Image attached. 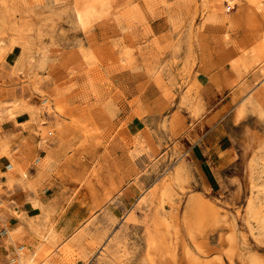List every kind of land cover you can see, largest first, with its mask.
<instances>
[{
	"label": "rangeland",
	"instance_id": "rangeland-1",
	"mask_svg": "<svg viewBox=\"0 0 264 264\" xmlns=\"http://www.w3.org/2000/svg\"><path fill=\"white\" fill-rule=\"evenodd\" d=\"M7 106L93 199L16 214L8 264H264V0H0Z\"/></svg>",
	"mask_w": 264,
	"mask_h": 264
},
{
	"label": "crops",
	"instance_id": "crops-1",
	"mask_svg": "<svg viewBox=\"0 0 264 264\" xmlns=\"http://www.w3.org/2000/svg\"><path fill=\"white\" fill-rule=\"evenodd\" d=\"M11 54L8 53L5 57L10 58ZM8 107L0 113V139L8 147V154H0V264H8L9 248L4 242V237L10 230L18 227L16 214H31L40 207L39 204L45 203L44 206L51 204L46 200L52 198V200L58 201L59 206L65 208L66 215H83L89 212L93 201L89 190L84 187L78 188L69 175L51 176L44 182L37 180L35 167L31 161L44 149L41 146L40 130H38L36 122L31 121L29 113L16 112L10 116L6 110ZM43 127L48 130L51 124L48 125L45 122ZM127 129L129 132L134 131L135 125L130 124ZM26 163H29L30 170L28 172L31 177L24 179L18 172L20 166H24ZM12 169L13 171H10ZM29 182L33 183L32 190L27 185ZM74 190L77 191L74 192ZM72 194H74L73 198L66 205L64 202L66 196ZM71 226L67 230L72 229ZM20 261L25 264L30 262V260L26 262L19 258Z\"/></svg>",
	"mask_w": 264,
	"mask_h": 264
},
{
	"label": "bare ground",
	"instance_id": "bare-ground-1",
	"mask_svg": "<svg viewBox=\"0 0 264 264\" xmlns=\"http://www.w3.org/2000/svg\"><path fill=\"white\" fill-rule=\"evenodd\" d=\"M256 145H257L256 138L254 136L250 137V144L247 147V151L242 156L243 161H245V159H246L247 152H249L250 150H252L253 148H255ZM20 264H23V263H21V261H20Z\"/></svg>",
	"mask_w": 264,
	"mask_h": 264
}]
</instances>
